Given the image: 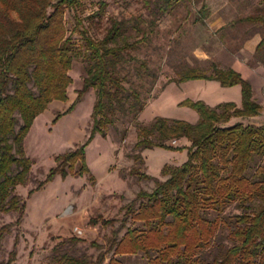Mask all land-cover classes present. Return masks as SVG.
<instances>
[{
  "label": "trees",
  "instance_id": "1",
  "mask_svg": "<svg viewBox=\"0 0 264 264\" xmlns=\"http://www.w3.org/2000/svg\"><path fill=\"white\" fill-rule=\"evenodd\" d=\"M179 1L157 0L151 18H111L104 37L97 39L79 17L84 0H0V212L18 211L14 222L0 227V237L22 225L27 201L15 190L27 182L32 164L25 154L24 138L50 101L66 98L74 58L85 62L83 91L95 89V130L105 134L113 114L137 117L144 109L146 102L138 87L126 85L129 68L140 79L150 78L152 86L159 73L133 51L151 41L159 14L172 12ZM99 3L97 14L101 15L107 2ZM68 9L75 12L81 44L68 34ZM202 11L196 22L207 16ZM234 23L263 27L255 51L264 65V3ZM212 66L210 73L187 66L171 81L207 79L223 86L240 84L242 105L189 101L199 115L195 124L166 117H156L149 124L138 122L137 149L181 148L168 141L187 138L188 161L181 166L165 165L162 172L167 178L162 180L133 166L131 174L155 179L156 184L152 191L140 190L125 208L124 227L129 220L139 225L127 227L120 238L116 232L110 247L95 261L87 255H64L61 264H103L106 253H112L107 264H125L117 256L139 253L146 261L134 264H264V124L232 122L259 115L262 106L241 72L216 63ZM133 158L136 164L144 163L140 153ZM57 162L46 181L58 173L66 177L88 170L83 148L58 156ZM80 162L81 169H76ZM113 222L104 217L90 219L93 225ZM19 240L17 234L8 260L0 264L15 263ZM92 245L101 247L96 242Z\"/></svg>",
  "mask_w": 264,
  "mask_h": 264
},
{
  "label": "rangeland",
  "instance_id": "2",
  "mask_svg": "<svg viewBox=\"0 0 264 264\" xmlns=\"http://www.w3.org/2000/svg\"><path fill=\"white\" fill-rule=\"evenodd\" d=\"M156 1L106 0L107 5L100 15L97 14L99 0H84L79 17L91 34L101 39L111 18H151L156 11ZM263 3L264 0H180L172 12L159 14L151 41L133 51L149 62L159 78L152 86L150 78L140 79L133 67L129 68L131 76L126 85L138 87L146 105L137 117L113 114V123L108 124L105 134L95 130V89L83 91L85 62L74 58L66 98L50 101L35 117L24 138L31 170L27 182L18 185L15 191L27 201V208L20 228L14 226L0 237V262L8 260L17 234L20 240L14 264H61L60 258L64 255H87L95 261L110 247L116 232L120 238L127 227L139 225L129 220L124 227L125 208L140 190L152 191L156 184L155 179L140 178L130 170L136 165L150 176L166 179L162 172L165 165L181 166L188 161L190 141L187 138L168 141L181 147L176 149L139 150L135 147L138 122L149 124L156 117H166L195 124L199 115L189 101L201 100L210 106L229 101L242 105L240 84L223 86L207 79L171 81L181 69L192 66L210 73L213 63L224 69L236 68L251 83L254 98L262 110L257 116L236 118L232 122L264 124V65L254 47L261 39L263 27L258 23H234L238 17L254 13ZM201 10L207 16L196 22L195 17ZM65 21L68 34L81 44L73 10L66 11ZM130 32L135 34L132 29ZM81 148L85 152L87 171L78 175L69 173L66 177L58 173L46 181L51 169L58 165V156ZM135 153L141 154L143 164L135 163ZM81 166V162L76 163L75 168L81 169ZM41 182H45L44 186L38 189ZM30 191L33 192L30 194ZM17 217L18 211L0 212V227L14 222ZM99 217L114 222L110 225L90 223L91 218ZM92 242L101 247L93 246ZM111 256L112 253H106L103 264H107ZM117 257L125 264L146 261L143 253Z\"/></svg>",
  "mask_w": 264,
  "mask_h": 264
},
{
  "label": "crops",
  "instance_id": "3",
  "mask_svg": "<svg viewBox=\"0 0 264 264\" xmlns=\"http://www.w3.org/2000/svg\"><path fill=\"white\" fill-rule=\"evenodd\" d=\"M259 41H260V40H259ZM259 41H257V43L255 44V46H254V47H255V49H256V46H257V44L259 43ZM233 69H235V70H236V68H233Z\"/></svg>",
  "mask_w": 264,
  "mask_h": 264
},
{
  "label": "built area",
  "instance_id": "4",
  "mask_svg": "<svg viewBox=\"0 0 264 264\" xmlns=\"http://www.w3.org/2000/svg\"><path fill=\"white\" fill-rule=\"evenodd\" d=\"M174 142H177V140L175 139Z\"/></svg>",
  "mask_w": 264,
  "mask_h": 264
}]
</instances>
